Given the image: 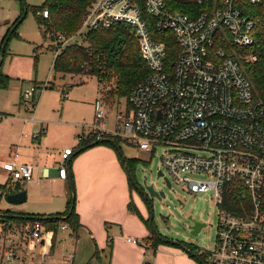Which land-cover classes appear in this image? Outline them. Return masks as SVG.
Returning a JSON list of instances; mask_svg holds the SVG:
<instances>
[{"label":"built area","instance_id":"built-area-1","mask_svg":"<svg viewBox=\"0 0 264 264\" xmlns=\"http://www.w3.org/2000/svg\"><path fill=\"white\" fill-rule=\"evenodd\" d=\"M261 2L215 0L192 16L172 12L166 0H93L76 35L115 24L134 29L148 73L133 88L127 111L117 112L112 129L106 128L107 104L96 101L94 122L83 125L78 144L114 138L141 152L162 148L159 172L164 182L171 187L176 183L192 195L212 192L219 207L215 247H194L206 264H264V105L256 99L244 67V62L257 60L246 51L255 43L256 29L245 9ZM40 15L47 19L49 11ZM164 33L175 37L174 61L168 39L157 38ZM38 99L35 89L22 94L31 121ZM74 153V148L63 151L60 178L67 179ZM12 156L3 166L6 180L32 181L36 168L18 163L17 148ZM51 246L42 222H34L26 237L28 252L39 248L44 260ZM15 259L12 250H5L0 264Z\"/></svg>","mask_w":264,"mask_h":264},{"label":"rangeland","instance_id":"rangeland-1","mask_svg":"<svg viewBox=\"0 0 264 264\" xmlns=\"http://www.w3.org/2000/svg\"><path fill=\"white\" fill-rule=\"evenodd\" d=\"M44 1L22 0L21 2V0H0V45L12 25L24 13L25 7L28 8L25 19L9 41L2 67V74L12 77V80L9 83L8 91L0 90V110L5 108L7 109L5 111L15 114L8 121L5 120L0 128V136L3 138L7 137L1 142L4 149L3 153L7 151L5 145L14 143V146H19L17 148L20 149V146L22 147L24 144L26 146L32 143L39 145V141L47 137L43 143L44 147L48 154L57 156L59 151L65 147L77 144L78 138L74 135V127H77L79 124L90 123L94 120L95 111L93 105H95L97 99H101L99 83L96 77L75 76L73 79L69 75L63 76L54 71L55 53L52 49L57 45V41L43 35L42 32L44 30H41L37 24L34 12V8L41 7ZM45 83H48L49 87L42 91L40 87ZM34 89L37 92L38 100H43V105L39 113L35 115L36 122H27L25 119H32V114L29 112L28 106L23 104L20 98L26 90L31 91ZM63 89L69 92L68 99L71 97L72 103H66V99L62 100L61 90ZM107 103L106 128H111L114 125L117 112L122 111L125 113L129 105L126 98L119 99L117 97L114 104L110 103V101ZM42 126L46 134H42L40 140L33 139L32 135L39 134ZM77 129L81 131L80 127H77ZM22 139L25 140L23 144L20 143ZM118 146L123 157L127 160L138 159L136 167L132 170L134 181L140 185H143L144 182H146L147 186L154 185L156 190H163L166 194V197L162 201L157 200L154 203L152 230L167 240L178 242L181 245L191 244L200 249H213L217 237L219 207L212 197V192L192 195L176 183H172V187L169 188L164 179L157 176L158 172L163 168L162 158L164 151L162 148H158L155 151L151 149L141 152L124 142H119ZM96 148H109V146L102 144L96 146ZM83 153L77 155L74 159L76 160ZM114 153L116 156H119L118 151L115 149ZM91 158H94L96 162L103 160L102 156L96 157L93 155ZM79 166L83 167L84 165L80 163ZM3 181L4 178L0 176V182ZM74 188L76 191V202H79L75 179ZM53 192L55 196H59V198L54 200L55 202L59 200L64 202L62 198L60 199L61 192L58 187L57 189L55 187ZM67 192L72 193L71 188ZM138 197L139 195L133 190V199L139 202L140 199ZM96 202H99V198ZM10 206L11 204L6 201L5 197L1 198V208L9 209ZM190 217L194 221L207 224L206 228L201 230L197 236L191 234L190 226H192V222L189 220ZM21 227H16L19 229L14 227L11 231L6 229L7 226H0L2 230L0 233V246L2 249L4 248L2 252L10 249L17 256L16 246L13 242H19L18 232L22 231ZM68 227L71 230L69 225ZM144 230L143 236L135 237L133 240L145 242L146 244L147 242L150 243L151 231L146 223L144 224ZM21 233L23 234V232ZM69 234L59 231L53 244H56L60 250L55 257H46L45 264H69L70 261H73V258L74 264H87L90 257L94 259L92 260L93 264H108L111 247L106 244L107 240H105L106 249L101 251L102 256L100 259L93 257L94 244L92 241L83 236L77 242ZM109 239L111 240L112 238ZM160 246L173 250L172 252L158 251ZM118 248V252L121 253L120 259L129 255L128 251H130V248L127 240L124 239L118 243ZM140 249V260L144 259L140 264H154L156 256L158 258L157 264H176V257L173 255V252L182 250L181 247L162 243L157 248L149 244L140 246ZM38 255L39 250L32 253L30 257L38 262L37 260H40L37 257ZM30 260L32 261V259ZM12 264L22 263L15 261Z\"/></svg>","mask_w":264,"mask_h":264},{"label":"crops","instance_id":"crops-1","mask_svg":"<svg viewBox=\"0 0 264 264\" xmlns=\"http://www.w3.org/2000/svg\"><path fill=\"white\" fill-rule=\"evenodd\" d=\"M8 78L10 79V83L12 77L9 76ZM45 85H47L46 88L49 87L48 83H45L40 88H43ZM0 90L8 91L9 87H0ZM66 93L69 94V92L65 89L61 90L62 100H64V94ZM66 100V103H72L71 97H69V99L67 98ZM42 101L38 100L35 109V115L39 113L41 106L43 105ZM5 110L7 109L3 108V110H0V128L4 124L5 120L8 121V119H10L12 115H15ZM25 120L27 122L31 121V119ZM32 122H36V120ZM93 122L94 120L90 123H83L77 125V127H80L81 131H78L77 127L75 126L74 135L78 137V135L82 134L84 131L83 125L91 124ZM113 126L109 129H112ZM39 134H46L43 126ZM5 138L0 136V176L4 178V181L0 182V186H8V194L17 193L24 190L27 191V201L24 204L18 206L11 205L9 209H3L0 207L2 211H10V213L12 212L17 216H21L23 219L22 222L13 225L9 229L11 230L14 227L16 228L22 226L21 232H23V234L21 232H18L19 242H13V244H15L16 246L15 249L17 250L16 259L13 262L18 261L22 264H45L46 262V258L42 260V258H40V254L37 256L40 260H37L38 262H36L35 259L30 257L32 253L28 252L27 250V233L29 232L33 223L39 221H28V218H31L30 216H40L43 218L53 216L65 217L64 215L69 209L70 200L72 196V193L67 192L68 189H70V182L72 178L69 174L67 176V179L60 178L59 168L60 163L62 161V153L67 148L75 149V153L71 157L70 162L72 177L73 179H75V183L77 182V194L79 202L75 201V210L79 216L81 228L77 233H74L73 231H71L72 229L69 230V227L67 230H62L61 227L63 225H69L65 222H60V225H54L50 222H47L45 224L42 223L52 238V246L50 249L51 253H49L48 256L55 257L58 254L60 249H58L57 245L53 243L57 238V234L59 233V231H61L62 233H71L69 235L71 237H74L77 242L83 236L92 241L94 244V251H92L94 258L97 257L101 259V251H104L106 249L105 240H107L106 244L111 247V254L110 259L108 260V264H140L143 262L144 259L142 261L140 260V246L142 245L135 244L134 241L136 240L133 239L135 237L144 235V224L149 222V211L140 200L139 202H137V200L133 199V190L135 192L136 190L135 188L130 187V180L125 170V167L122 165L118 156H116V154L114 153L113 148H89L83 151L84 153L75 160V154L79 150L78 140L75 146H67L63 150L59 151L57 156H54L48 154L46 148L43 145L47 137L43 138V140H40L39 145H35L34 143H32L26 146L24 144V146H20V149L17 148L19 146H14V143H11L10 145H5L7 151L3 153L4 149L2 148L3 145L1 142ZM23 141L25 140L22 139L20 143L23 144ZM16 148L18 149L20 154L18 158V163L30 164L36 168L35 176L32 181L6 180V174L3 170V166L4 164L12 161V152ZM23 149L25 150L23 151ZM93 155H95L96 157L102 156L103 160L96 162L94 158H91V156ZM136 160V162L138 163V159ZM80 163H83L84 166L80 167ZM46 173H48L49 175L48 178L43 177ZM55 187L56 189L58 187V189L60 190V199L62 198L64 202H61L62 200H59L60 202L54 201L56 198H59V196H55V193L53 192ZM6 195L7 194L5 193V191L0 190V198L5 197ZM98 198L99 202H96ZM131 203L135 206V209L139 212L140 216H138L133 211L129 210V205ZM150 231L151 236L152 232L156 233L155 231ZM93 235L96 237L94 238ZM148 235H150V233H148ZM109 238L112 239L110 240ZM124 239L127 240L130 251H128L129 255H126L120 259L119 256L121 253L118 252V243L122 242ZM143 243L145 245H151V242H147V244L145 242ZM171 246L179 247L176 245ZM3 249L0 246V255L3 254ZM37 250H39V248H37ZM172 250L173 249L170 248H163V246H160L158 248V251L172 252ZM173 255L176 257V264H199L192 256H190L183 249L180 251H174ZM30 259H32L34 263ZM92 260L94 259L90 257V259H88L87 261V264H93ZM157 260L158 258L156 256L154 264H157ZM69 264H74V258L72 262H69Z\"/></svg>","mask_w":264,"mask_h":264},{"label":"trees","instance_id":"trees-1","mask_svg":"<svg viewBox=\"0 0 264 264\" xmlns=\"http://www.w3.org/2000/svg\"><path fill=\"white\" fill-rule=\"evenodd\" d=\"M92 2L93 0H45L41 7L34 8V12L36 14L37 24L41 30H44L42 32L43 35L45 37L49 36L57 41V45L52 49L55 53L53 64L54 71L63 76L96 77L99 83L100 97L108 106L107 102L110 101V103L112 102V104H114L116 97L129 100L133 88L145 79L148 68L142 58L135 31L129 25L115 24L108 29L101 28L98 30H91L84 34H80L78 37L76 36L82 27L83 16ZM166 2L172 12H181L195 16L197 13L207 9L206 3L210 4L211 2H215V0H206L205 5H198L197 0H166ZM45 9L49 11V18L47 19L40 15ZM245 14L254 21L256 29L255 43L246 51L254 53L257 56V60L254 62H244L245 72L253 85L256 99L261 101L264 105V0H262L261 4L246 8ZM23 15L24 13L10 28L8 34L2 41L0 50L5 40L9 38L10 41L13 34H15L20 25H18L13 32L11 31ZM152 32L155 33L154 30H152ZM75 36L77 38L76 40ZM161 37H166L168 39V41L166 42L165 40V42L170 52V58L174 61V52L177 50L174 35L172 33H164L157 36V38H159L158 40H161ZM64 40H69V42L63 44ZM6 52L7 48L5 54ZM9 80L7 76L2 74L1 70L0 87L7 88ZM107 140H111L116 145H119V142H121L119 139L107 138L104 142H100L96 146L105 144L117 151L114 145L111 142H107ZM89 145L90 144L79 145V150L76 152L75 157L85 151L86 148L88 149ZM118 155L122 165L124 167L127 165L132 173V170L136 167L137 160L126 159V161H123V156L119 154V152ZM68 174L71 176V181L74 185V179L71 173V162H69ZM130 187L134 188L131 182ZM7 188L8 186H0V190L5 191L6 194L9 193ZM72 206L73 201L71 196L69 209L64 215L67 219H64L63 216H53V219L45 220L40 216H30L31 218H28V221L34 222L35 220H39L43 224L50 222L54 225L65 222L69 224L74 233H77L81 228V224L75 210V205L72 213H70ZM129 210L140 216L132 203L129 205ZM1 214L4 216H1ZM22 221L23 219L21 216L0 209V226H7L6 229H10V224L16 225ZM146 224L148 228L152 230L150 221ZM166 240L167 239L161 235L152 232L150 242L153 247L157 248L161 243L166 244ZM183 246L186 249L185 251L199 264H206L204 257L197 255L194 246L192 247L191 244H183Z\"/></svg>","mask_w":264,"mask_h":264},{"label":"water","instance_id":"water-1","mask_svg":"<svg viewBox=\"0 0 264 264\" xmlns=\"http://www.w3.org/2000/svg\"><path fill=\"white\" fill-rule=\"evenodd\" d=\"M27 13H28V8L25 7V11H24L23 17L13 27V29H12L11 32H13L18 27V25H20V23L26 17ZM8 42H9V38H7L5 40V42H4L3 46H2V49H1V55H0V72H1L2 67H3L4 58H5V51H6ZM107 142H111L114 145V147L117 149V151L119 152V154H121L123 156V154L120 151V148L118 147V145H116L111 140H107ZM97 144L98 143L90 144L89 147H88V149L89 148L96 147ZM86 150H87V148H86ZM123 161H126V158L123 157ZM125 170H126V172L128 174V177H129L130 182L133 184L136 192L139 195L140 201L147 207V209L149 211V221H150L151 226H153L154 203L157 200L158 201H162L166 197V194H165V192L163 190L162 191L156 190L154 185L147 186L146 182H144L143 185H140V184L136 183L134 181L133 176H132L131 170L128 168L127 165L125 166ZM157 176H158V178L161 177L162 176V172H158ZM165 183H166V185L169 188L171 187V183L168 180H166ZM70 188L72 190V201H73V206H72V209H71V212L70 213H72L73 208H74V205H75V201H76V198H75V189H74V185H73L72 181L70 182ZM5 199L11 205H15V206L22 205V204H24L27 201V191L24 190V191L17 192V193L7 194L5 196ZM1 216H4V215L1 214ZM8 217H13V216H8ZM43 219H45V220L46 219L51 220L53 218L52 217H48V218H43ZM64 219H67V218L64 217ZM189 220L192 222V226H190V230H191V234L193 236H197L200 233V231L203 230L204 228H206V226H207L206 223L194 221L192 217H190ZM12 226H13V224H10V227H12ZM1 231L2 230L0 229V233H1ZM165 243L166 244L176 245V246L181 247L183 250H186L185 247L183 246V244L181 245L178 242L166 240Z\"/></svg>","mask_w":264,"mask_h":264},{"label":"flooded vegetation","instance_id":"flooded-vegetation-1","mask_svg":"<svg viewBox=\"0 0 264 264\" xmlns=\"http://www.w3.org/2000/svg\"><path fill=\"white\" fill-rule=\"evenodd\" d=\"M192 247H193V245H192ZM195 247V246H194Z\"/></svg>","mask_w":264,"mask_h":264}]
</instances>
